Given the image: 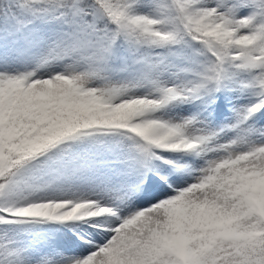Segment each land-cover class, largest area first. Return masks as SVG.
<instances>
[{"label": "snow or ice", "instance_id": "6c2138e0", "mask_svg": "<svg viewBox=\"0 0 264 264\" xmlns=\"http://www.w3.org/2000/svg\"><path fill=\"white\" fill-rule=\"evenodd\" d=\"M0 264H264V0H0Z\"/></svg>", "mask_w": 264, "mask_h": 264}]
</instances>
